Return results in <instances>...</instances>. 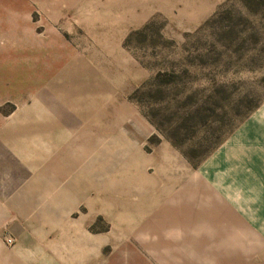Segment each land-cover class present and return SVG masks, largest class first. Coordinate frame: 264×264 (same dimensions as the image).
<instances>
[{
  "label": "rangeland",
  "instance_id": "rangeland-1",
  "mask_svg": "<svg viewBox=\"0 0 264 264\" xmlns=\"http://www.w3.org/2000/svg\"><path fill=\"white\" fill-rule=\"evenodd\" d=\"M0 264H264V0H0Z\"/></svg>",
  "mask_w": 264,
  "mask_h": 264
}]
</instances>
